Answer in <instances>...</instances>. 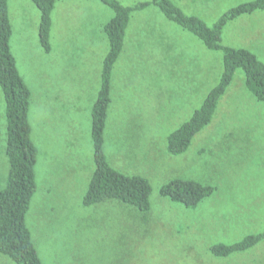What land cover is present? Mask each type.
<instances>
[{"label": "rangeland", "instance_id": "rangeland-1", "mask_svg": "<svg viewBox=\"0 0 264 264\" xmlns=\"http://www.w3.org/2000/svg\"><path fill=\"white\" fill-rule=\"evenodd\" d=\"M230 8L181 7L208 26ZM106 13L105 22L113 14L98 2L56 0L49 57L36 50L37 9L17 18L19 48L32 54L31 62L21 67L15 52L18 71L35 94L28 120L39 151L36 191L25 222L41 263L264 264V241L227 258L209 252L213 245L234 244L264 229V102L242 92L244 76L237 70L232 82L237 89L225 92L228 96L214 120L184 154L170 156L168 135L189 120L222 73V53L208 50L179 27L168 37L166 56L157 55L151 63L142 55L132 57L144 75L130 80L140 85L126 86L131 78L127 68L120 89L121 99L130 101L129 111L135 113L129 121L135 127L124 131L125 120L118 113L115 141L103 146L110 166L148 179L149 211L139 212L117 200L83 206L94 170L91 111L107 52L105 35L96 31ZM258 17L228 24L221 44L245 48L264 63V44L246 38L257 29ZM5 132L0 91V190L8 172ZM175 178L209 185L214 192L196 208H185L160 196V188ZM0 264L14 263L0 255Z\"/></svg>", "mask_w": 264, "mask_h": 264}, {"label": "trees", "instance_id": "trees-1", "mask_svg": "<svg viewBox=\"0 0 264 264\" xmlns=\"http://www.w3.org/2000/svg\"><path fill=\"white\" fill-rule=\"evenodd\" d=\"M40 13L39 42L42 49L50 51L51 12L56 0H31ZM113 12L104 26L109 42L101 72V84L91 113V139L94 170L90 176L82 204L90 207L105 201L117 200L139 212L149 211L151 185L140 175H126L110 166L103 151V134L110 103L111 73L118 58L130 15L154 5L171 22L199 39L211 51L222 53V73L218 83L207 93L201 106L186 122L171 132L166 141L170 156L184 154L193 139L212 121L219 100L233 81L235 72L241 70L246 89L257 101L264 102V64L250 51L221 44L225 25L238 17L255 11H264V0L238 4L221 14L212 26L200 18L187 15L170 0H151L124 6L118 0H98ZM11 26L7 0H0V91L5 104V155L8 172L0 190V255L14 264H42L27 228L25 217L36 191L35 165L37 149L31 140L28 120L31 93L11 54L9 39ZM214 188L192 180L175 178L160 188V196L185 208H196L211 196ZM264 241V229L230 244H217L209 248L210 254L227 258L247 251Z\"/></svg>", "mask_w": 264, "mask_h": 264}, {"label": "crops", "instance_id": "crops-1", "mask_svg": "<svg viewBox=\"0 0 264 264\" xmlns=\"http://www.w3.org/2000/svg\"><path fill=\"white\" fill-rule=\"evenodd\" d=\"M85 1L98 2L101 5H104L105 7H107L109 9V7L106 6L104 3H102L101 1H98V0H85ZM118 1L124 6H132V5L136 4V3H139V1L140 2L141 1L142 2H148V1H151V0H144V1L143 0H118ZM170 1L173 4H175L177 7H179V8H181V7L182 8H184V7H203V8L211 7V8H214V7H220V6L234 7V6H237L238 4H242V3L250 2V1H254V0H170ZM55 5H56V2H55ZM55 5H54V8H53V10L51 12V26H50V37H49L50 51L48 53H46L42 49V47L40 45V42H39L40 13H39V10L37 9V7L34 5V3L31 0H7L8 18H9V22H10V26H11V36H10V39H9V45H10L11 54L13 55V57L15 59V62H16V66H17V57H16L15 52L19 53V65H21V67H23L25 65V63L29 64V62H31V55H32V54L30 55V54L22 51L19 48V45L17 43L18 31H19L18 30V23H17L18 15H19V20H20V18L23 15L24 11L28 12L29 9L33 8V7L37 9V11H38V19H36L35 29H34L35 30V37L37 39L36 50L39 53H41L42 56L49 57V56H51L50 54H51L52 47H53V44H52V37H53L52 27H53V11L55 10ZM16 6H18L19 8H18L17 15L15 17L14 16V9H15ZM102 8H104V7H102ZM112 14H113V12H112ZM108 16H109V14L106 13L104 15V19L100 20V22L97 25V31H96L97 34H98V32L101 33V31H102L103 34L105 35V38H106V41H107V52H106V55L109 52V42H108L107 35L104 32V26L113 17L112 16L111 18L108 19L107 22H105V19ZM256 16H259L258 17L257 29L254 32L252 31L249 34V36L246 37V38L248 40H251V39L255 38L254 41H258L257 42L258 45L264 44V30L262 29L263 31H261L259 29L260 26L262 28H264V11H255V12H253L251 14L242 15V17L240 16L237 19L228 22L225 25V27L228 26V24H232V23H234L236 21L242 20V18L244 20L245 18H252V17L255 18ZM177 27H179V26L176 25L175 23L169 21L161 13L159 8L154 6V5L148 6V7H146L143 10L134 11V12L131 13L129 21H128L127 28L125 30V35H124V39H123L122 49H121V52H120L118 58L116 59V61L114 63V66H113V69H112V73H111L110 103H109V107H108V110H107V118H106V122H105L104 134H103V139H104V144L105 145L106 144H112L115 141L114 130H115V127H116V120H117V114L118 113L120 115L119 116L120 119H122L123 121L125 120L124 127H123L124 131H126V132L133 131L134 127H135V125L131 126V124L129 122L131 120V117H135V113L129 111V108H128L127 105L130 104V101H128L127 99H121L123 94L121 93L122 89H120V88H122L124 86V85H122V81H123V79H124V77L126 75L124 73L126 72L127 68L131 67V73H130L131 78L129 79V84L126 85V86H129V87L133 88V87H135L137 85H140V84H135V82H131L130 80H137L139 76L142 77V75H144L143 70L137 68L138 65L135 64V62L132 60V57L134 55H142V56L145 57L144 62L151 63V62L155 61V59H156L155 56H157V55L166 56L167 53L169 52L170 48H171V44H170V41H169L168 37L172 33L178 32V28ZM225 27L223 28V30L225 29ZM179 28L182 29L181 27H179ZM159 32H161V34ZM222 33H223V31H222ZM33 34H34V31H33ZM33 40H34V38H33ZM16 43H17V45H16ZM19 43L22 46L23 43H22L21 36H19ZM242 49H245V48H242ZM106 55L104 56L103 61H104ZM103 61H102V66H103ZM17 69H18V66H17ZM23 70H24V68H22V71ZM101 72H102V69H101ZM19 74L22 77V79L25 82V84L27 85V83H26L27 78L25 77V74H24V76L21 75L20 70H19ZM49 76L50 75H49V71H48L47 77H49ZM52 76H53V73H52ZM147 78L148 79L150 78V73H149V75H147ZM143 80H145L144 76H143ZM233 80H234V78H233ZM232 82H231V84H232ZM100 84H101V80H100ZM231 84L228 87V89L226 90V92L229 91L231 93L234 88H235V90L237 89L234 86V84H232V85ZM240 86L242 88V92L243 93H248L249 92L246 89V87H245L244 80H243V82H242V84ZM27 87L29 88L28 85H27ZM29 90H30V88H29ZM98 92H99V89L97 91V95H98ZM30 93H31V97H30V106H31V104L33 103V98H34L35 94H32L31 90H30ZM224 95L222 96V98L218 102L216 112H217L220 104L224 105V103H222V102H224L225 98L228 96V93L225 96ZM251 97H253L255 99V97L253 95ZM96 99H97V97H96ZM226 107H227V105H226ZM91 113H92V111H91ZM214 115H216V113ZM111 124H112V128H111ZM179 126H181V124ZM106 130H107V133H106ZM104 144H103V146H104ZM92 147H93V144H92ZM36 149H37V156H38L39 151H38V148H36Z\"/></svg>", "mask_w": 264, "mask_h": 264}]
</instances>
